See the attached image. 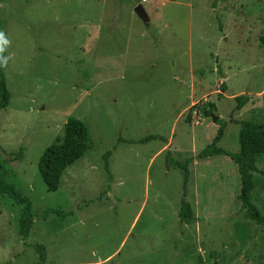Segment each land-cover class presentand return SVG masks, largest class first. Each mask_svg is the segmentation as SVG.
<instances>
[{
    "label": "rangeland",
    "instance_id": "obj_1",
    "mask_svg": "<svg viewBox=\"0 0 264 264\" xmlns=\"http://www.w3.org/2000/svg\"><path fill=\"white\" fill-rule=\"evenodd\" d=\"M138 3L0 0L13 56L1 67L0 172L33 221L22 239L20 205L0 194V264H38L33 243L43 264H264V222L245 215L235 163L196 157L217 127L215 144L235 152L239 121L264 119V0H145L147 25ZM67 116L86 125L87 148L47 191L37 161ZM188 156L183 193L172 163ZM255 167L264 213V157ZM48 207L59 213L42 216Z\"/></svg>",
    "mask_w": 264,
    "mask_h": 264
},
{
    "label": "trees",
    "instance_id": "obj_2",
    "mask_svg": "<svg viewBox=\"0 0 264 264\" xmlns=\"http://www.w3.org/2000/svg\"><path fill=\"white\" fill-rule=\"evenodd\" d=\"M260 43L264 44V35L259 37ZM238 104L246 102L244 96H234L233 98ZM9 93L5 86L4 75L0 67V109L8 104ZM210 106V104H209ZM203 113L208 115V110ZM217 121V120H216ZM222 133V127L216 129L212 140L206 144L196 157H205L212 155H227L236 165V170L239 178V190L237 198L241 206L245 207V215L248 219L256 223L264 222V213H260L256 206L252 203V193L254 187L259 183L253 172L255 171V163L259 158L264 157V119H243L238 123L237 145L235 152H228L225 149L217 146L215 143ZM152 136H144L138 141L146 140ZM87 148V129L86 125L78 118L67 116L62 125L61 137L47 145L41 152L37 161V171L47 191H55L60 183V177L64 169L73 161L81 157ZM108 151L104 152L101 157L103 159V167L107 169L106 156ZM192 156L184 158L182 161L173 162L175 166L181 170L183 193L185 191L186 182L189 178L187 164L192 160ZM264 176V169L261 171ZM264 181V180H263ZM0 194H5L14 203L20 205L18 233L23 239L29 232L32 225V214L30 212V200L16 190L11 183L6 182L0 172ZM52 212L58 214L59 211L55 208H45L42 211V216ZM178 217L184 223H189L193 220L192 211L188 202L183 199L180 202L178 209ZM38 257V264H43L45 260V249L40 243L31 244Z\"/></svg>",
    "mask_w": 264,
    "mask_h": 264
},
{
    "label": "clouds",
    "instance_id": "obj_3",
    "mask_svg": "<svg viewBox=\"0 0 264 264\" xmlns=\"http://www.w3.org/2000/svg\"><path fill=\"white\" fill-rule=\"evenodd\" d=\"M140 4V3H139ZM12 41L5 31H0V67L6 68L10 60L13 59L12 54H7L8 48Z\"/></svg>",
    "mask_w": 264,
    "mask_h": 264
},
{
    "label": "water",
    "instance_id": "obj_4",
    "mask_svg": "<svg viewBox=\"0 0 264 264\" xmlns=\"http://www.w3.org/2000/svg\"><path fill=\"white\" fill-rule=\"evenodd\" d=\"M133 12L135 13V15L144 23L147 25L149 18L146 14V11L144 10V8L142 7L141 4H136L133 6L132 8ZM211 120L214 121L216 116L210 114Z\"/></svg>",
    "mask_w": 264,
    "mask_h": 264
},
{
    "label": "built area",
    "instance_id": "obj_5",
    "mask_svg": "<svg viewBox=\"0 0 264 264\" xmlns=\"http://www.w3.org/2000/svg\"><path fill=\"white\" fill-rule=\"evenodd\" d=\"M145 0H139L140 3H143Z\"/></svg>",
    "mask_w": 264,
    "mask_h": 264
}]
</instances>
